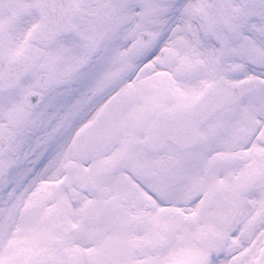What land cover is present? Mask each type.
Segmentation results:
<instances>
[{
	"label": "snow or ice",
	"instance_id": "obj_1",
	"mask_svg": "<svg viewBox=\"0 0 264 264\" xmlns=\"http://www.w3.org/2000/svg\"><path fill=\"white\" fill-rule=\"evenodd\" d=\"M0 264H264V0H0Z\"/></svg>",
	"mask_w": 264,
	"mask_h": 264
}]
</instances>
